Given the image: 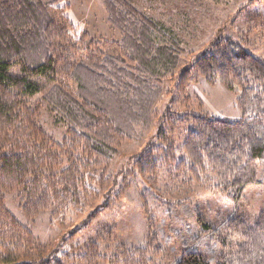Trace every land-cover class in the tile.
Wrapping results in <instances>:
<instances>
[{
  "label": "trees",
  "instance_id": "16d2710c",
  "mask_svg": "<svg viewBox=\"0 0 264 264\" xmlns=\"http://www.w3.org/2000/svg\"><path fill=\"white\" fill-rule=\"evenodd\" d=\"M62 1L0 0V264H36L19 263L34 237L7 207L6 193L16 192L29 218L47 210L59 218L70 208L83 209L97 196L86 186L85 173L108 166L136 124L148 126L163 94L152 79L161 82L180 63V47L159 44L160 27L131 0H104L109 22L121 34L112 41L80 36ZM212 47L183 70L181 84L193 75L239 91L243 118L186 111L177 117L191 126L186 138L180 146L171 143L163 158L176 162L183 154L179 167L188 166L194 180L238 196L264 176V59L231 37ZM35 94H44L70 122L63 143L49 136L39 110L27 103L26 97ZM65 156L70 165L56 171ZM104 210L97 208L87 223ZM207 227L213 256L189 248L175 264H264V210L254 220L239 213L220 227ZM163 253L152 235L143 246L123 248L114 261L153 264ZM81 260L107 259L89 246Z\"/></svg>",
  "mask_w": 264,
  "mask_h": 264
},
{
  "label": "rangeland",
  "instance_id": "374dc122",
  "mask_svg": "<svg viewBox=\"0 0 264 264\" xmlns=\"http://www.w3.org/2000/svg\"><path fill=\"white\" fill-rule=\"evenodd\" d=\"M131 1L160 27L159 44L180 47L179 66L161 82L152 79L163 87V94L148 126L145 122L136 124L132 137L124 141L108 166L85 173L86 186L97 196L87 200L83 209L70 208L59 218L47 210L29 218L16 192L6 193L7 207L34 237L19 263L61 260L84 264L81 255L87 247L95 246L107 259L98 264H115L123 248L143 246L152 235L164 248L162 255L153 258V264H175L184 250L195 247L211 257L208 241L212 236L207 225L220 227L239 213L254 220L264 210L263 175L260 183L248 185L236 196L194 180L188 166L179 167L183 154H178L176 162L163 158L168 156L171 143L180 146L186 138L190 124L177 121L184 112L230 121L243 118L237 101L239 91L206 77L192 75L187 85L180 79L183 70L211 51L218 39L231 37L264 59V0ZM60 5H69L66 13L80 36L120 39L119 30L109 22L104 0H64ZM26 100L39 110L38 120L49 136L63 143L69 136L70 122L48 104L44 94L29 95ZM152 150H156L154 160L150 158ZM69 165L65 156L63 166L56 171ZM99 207H104V212L87 223Z\"/></svg>",
  "mask_w": 264,
  "mask_h": 264
}]
</instances>
